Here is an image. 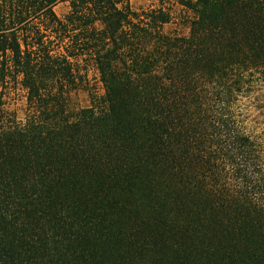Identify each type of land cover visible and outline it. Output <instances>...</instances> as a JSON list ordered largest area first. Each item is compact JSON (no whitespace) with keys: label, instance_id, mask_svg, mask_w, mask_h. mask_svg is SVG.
<instances>
[{"label":"trees","instance_id":"1","mask_svg":"<svg viewBox=\"0 0 264 264\" xmlns=\"http://www.w3.org/2000/svg\"><path fill=\"white\" fill-rule=\"evenodd\" d=\"M133 1L0 0V264H264V0Z\"/></svg>","mask_w":264,"mask_h":264},{"label":"rangeland","instance_id":"2","mask_svg":"<svg viewBox=\"0 0 264 264\" xmlns=\"http://www.w3.org/2000/svg\"><path fill=\"white\" fill-rule=\"evenodd\" d=\"M149 4L143 0H135L132 2L134 8L147 7ZM66 11L65 5H59L55 8L57 15L61 16ZM76 104L83 105L85 103V97L83 94H80L76 100ZM0 110H3L5 113H14L17 119L23 117L24 112V101L21 95L10 96L8 98L0 99Z\"/></svg>","mask_w":264,"mask_h":264}]
</instances>
